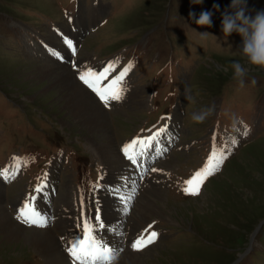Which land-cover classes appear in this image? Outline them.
Returning <instances> with one entry per match:
<instances>
[{
  "label": "rangeland",
  "instance_id": "obj_1",
  "mask_svg": "<svg viewBox=\"0 0 264 264\" xmlns=\"http://www.w3.org/2000/svg\"><path fill=\"white\" fill-rule=\"evenodd\" d=\"M231 4L232 0L199 4L194 0H0V169L11 165L13 157L25 158L20 152L33 151L37 157L26 154L15 179L0 178L2 204L13 218L17 220L18 205L35 194L47 174V194L55 206L51 226L64 248L61 238L66 231L58 219L67 212L65 191L73 192L71 216L76 228L79 193L89 203L85 215L93 217L96 191L99 195L107 187L101 179L103 162L96 143L110 137L118 148L123 139L143 134L142 127L172 125L162 138L169 144L162 149L167 150L160 156L150 153L152 160L144 161L146 174L166 159L173 163L160 178L156 176L167 198L164 213L159 214L162 219L150 217L137 229L138 234L152 224L161 240L135 252L142 254L144 264H264V68L250 64L242 54L238 33L224 37L222 18L225 12L233 13ZM205 11L212 13V27L195 22ZM258 12H264V0H246V15L254 18ZM65 37L74 41L75 55L66 47ZM49 49L63 59L50 55ZM112 55L118 63L109 80L130 62L134 67L125 78L124 98L105 107L78 75L85 69L99 72L109 62L99 63L110 61ZM234 62L247 70L243 87L233 78ZM50 64L69 65L108 111V137L90 133L80 120L66 116L61 101L68 91L39 71V66ZM204 109H211L206 120L194 122L192 114ZM214 135L217 145L230 149L232 155L219 174L211 176L214 180L207 188L202 187V194L182 195L177 189L204 166ZM233 138L239 141L237 146L232 145ZM117 173L107 170L105 182ZM97 184L103 187L96 189ZM150 190V199L160 194ZM134 200L135 196L133 206ZM127 223L119 234L131 230ZM10 241L0 234V264H46L37 249L27 247L24 237Z\"/></svg>",
  "mask_w": 264,
  "mask_h": 264
},
{
  "label": "bare ground",
  "instance_id": "obj_2",
  "mask_svg": "<svg viewBox=\"0 0 264 264\" xmlns=\"http://www.w3.org/2000/svg\"><path fill=\"white\" fill-rule=\"evenodd\" d=\"M119 18L120 16L114 20L116 21ZM105 23L106 21L104 22V24ZM93 32L95 31L93 30ZM90 34L92 33H89L88 37L90 36ZM114 55L110 56L107 59L112 58ZM116 59L117 58L114 57L110 61L112 62V61H115ZM98 60H96V62ZM105 62L106 61H101L99 64H102ZM39 71L41 72L43 78H48V77H51V79L53 78L52 80L54 81L56 86H59L60 88L68 91V93L64 97V100L61 101L62 105L66 109L67 117L70 116L74 120L75 119L80 120L79 122H81L86 128H88V131L90 133L100 132V133L106 134L103 139L108 137L107 133L110 128L108 111L104 108V106L101 105L99 100L97 101V99L86 89V87L82 85L75 78V74L71 70L69 65H65V66L60 65V64L43 65V66H39ZM49 85L50 84L47 82L46 84L47 88H49L48 87ZM66 122L68 123L67 120ZM77 126H79V124ZM28 135L31 137V139H33L31 135V130L28 132ZM101 135H100V138H101ZM108 140H109L108 142L96 143V154L99 155V159L103 162V167H102V172H101L103 174V181L105 182L104 176L107 170H111L113 175L117 173V170H121L123 172H120V173H130L131 174L130 185L131 186L134 185V186L131 188H127V189L125 188L121 189V193L124 196L132 195V199L128 202V212L126 214L123 211L124 205L121 203L118 197L114 196L113 194H109L108 191H105V190H101L99 192V195H98V192L96 191L97 197L95 199V203H97V207L100 209L101 219L105 222L106 226H110L111 228L116 229V231H111V230L104 231L101 233V236L103 237L105 241L108 242L109 246L115 247L117 249H122L119 256L116 258L114 264H144V261L142 260V257H143L142 254L135 252V250L131 247V243L137 238L138 235H140L143 232L144 228L138 234H137V231H138L137 229L140 226L144 225L147 221H149L150 217H153L152 219L154 220L157 218L162 219V217H160L159 214L163 212L162 211L163 205L165 204V201L167 200V198H165V196L162 194L163 190L160 187L162 183L161 181H158L159 179H157L156 176L160 178V174L167 167V165H170L173 163H170L168 159H166L164 162H162L163 163L162 165H159L157 167L161 171H156V172L150 171L147 174L145 172L143 175V179H141L140 178L141 174L138 172V169L135 168V170L133 171L132 170L133 165L128 160H125L123 158V155L121 154V151H119L121 144L125 140L126 141L124 142V144H126L127 142H130L132 139L130 138L123 139L119 143L120 144V146L118 147L119 150L118 148H116L114 142L111 141L110 137H108ZM34 155H36L35 152H34ZM145 159L148 160L147 157ZM143 165H144V162H143ZM100 166L101 164H99V168L101 170ZM188 167L189 169H191V166H188ZM143 168H146V165H144ZM193 169L194 168H192V170ZM191 176L192 175H190V177ZM113 180L114 179H112L111 182H113ZM213 180L214 178L211 177L207 181V183L204 185V190ZM146 181H148V184L144 183ZM150 189L155 190V191H160V194L156 195L153 199H150L149 198L150 193H151ZM262 189H260V191H262ZM48 191H49V188L46 189V192ZM203 192L204 191H202L201 194ZM2 194L3 193L0 188V234H4L7 239L14 241V242L15 240L19 241V239L24 237L26 242L28 243L27 244L25 242L27 244V247L31 248L33 246L35 249H37L41 253V255L45 258L46 264H71L68 254L66 253L63 246L61 245V242L59 238L56 236V233L53 227L50 226L46 229H41V228H36V227L29 228V226L22 224L18 220H15L12 214H10L9 211L7 210L6 206L2 204V198H3ZM72 196H73V192L71 189H68L65 191L64 203H66L67 212L65 215H61L58 219L59 226L63 227L66 231V236H64V239H63V245H65L64 242L67 243L68 240L72 239L74 235L79 232V229L77 227L75 228V222L71 216V210L73 208V201L71 200ZM81 196H83V199H84L83 207L81 206ZM134 196L137 202L135 206L132 205ZM25 199L26 197H24V199L18 205L17 210ZM52 200L53 199L47 195L46 199L42 198L38 201L41 203L39 207L43 211L47 212L48 215L51 217L54 216V207H55L53 206ZM78 200H79V207H78L79 224L82 226L83 224L82 213L85 215V212L87 211V208H88L87 197L85 194L81 192L78 195ZM97 207L95 206V204L92 205V211L94 214L93 217L95 216V210ZM217 208L219 209V206ZM216 211H219V210H216ZM112 212L113 214L111 215ZM130 214H131V220L128 222V217ZM208 214H210V212ZM208 214H205V215H208ZM124 223H127L128 227L131 230L126 231L124 229L119 234L120 232L119 230L120 228H122V225ZM163 237L164 235L162 236V239ZM160 240L161 238H158L157 242L160 243Z\"/></svg>",
  "mask_w": 264,
  "mask_h": 264
},
{
  "label": "snow or ice",
  "instance_id": "obj_3",
  "mask_svg": "<svg viewBox=\"0 0 264 264\" xmlns=\"http://www.w3.org/2000/svg\"><path fill=\"white\" fill-rule=\"evenodd\" d=\"M64 43L70 52L75 55L76 45L70 38L65 37ZM50 55H53L57 59H63V56L54 49H49ZM117 61L109 62L99 72L93 69L80 70L78 78L80 81L89 88L103 103L105 107H110L112 102H120L126 93V76L134 67V64L130 62L127 66L119 72L118 75L112 79H108L110 74L115 71ZM107 81V82H106ZM165 119V117H162ZM155 127V126H154ZM144 131V130H142ZM149 136H137L130 142H127L122 147V152L125 158L138 170L143 169L140 178L143 179L145 172L149 169L143 168V159H152L150 153H155L156 156L163 155L167 149H162V138L168 133L167 126L152 131ZM248 134L247 126L245 125V131L243 135ZM232 145L237 146L239 141L235 138L232 139ZM232 155V151L226 147L218 146L216 143V137L213 136L212 151L209 154L208 159L202 168L195 171L190 178L184 180V187L182 191L185 195L197 196L200 194L202 187L207 179L216 175L222 170L224 162ZM25 158L13 157L12 164L0 169V178L5 181H11L18 175L21 166L25 164ZM150 171H161L156 168H151ZM47 174L45 179L38 183L34 189L35 195L29 194V196L23 201L21 206L17 210L16 219L22 224L29 227H36L46 229L51 226L54 221V217L48 215L43 211L38 204L40 199L47 198ZM103 177H101L102 179ZM122 180H127L123 177ZM103 185H95L96 189L102 188ZM111 194L118 197L121 203L124 205L123 211L125 214L128 212V202L132 199V195L124 196L121 193L119 186H113L110 188ZM83 196H81V206L83 207ZM82 226L77 224L79 232L64 245V250L68 254L71 264H114L116 258L119 256L122 249L109 246L108 242L103 239L101 233L104 231H116V229L106 226L105 222L101 219L100 209L97 207L95 210V217L87 216L82 213ZM152 224H149L144 231L132 241L131 247L134 250L142 251L150 245H153L158 237L159 233L151 230ZM62 240L64 238H61Z\"/></svg>",
  "mask_w": 264,
  "mask_h": 264
},
{
  "label": "clouds",
  "instance_id": "obj_4",
  "mask_svg": "<svg viewBox=\"0 0 264 264\" xmlns=\"http://www.w3.org/2000/svg\"><path fill=\"white\" fill-rule=\"evenodd\" d=\"M194 2L199 4L203 0H194ZM231 8L233 13L225 12L222 18L224 37L238 33L243 40L240 49L242 54L250 64L264 68V12H258L254 18L246 15V0H232ZM192 15L194 16V14ZM195 22L201 27H212V13L202 12ZM207 34V32L202 33V35ZM232 68L234 69L233 78L237 79L240 86L243 87V78L247 75V70L239 62H234ZM188 98L191 99V97ZM210 112L211 109L194 112L191 119L196 123H203Z\"/></svg>",
  "mask_w": 264,
  "mask_h": 264
},
{
  "label": "trees",
  "instance_id": "obj_5",
  "mask_svg": "<svg viewBox=\"0 0 264 264\" xmlns=\"http://www.w3.org/2000/svg\"><path fill=\"white\" fill-rule=\"evenodd\" d=\"M230 162H231V161H230ZM230 162H229V163H230ZM229 163H228V164H229ZM228 164H227V165H228ZM227 165H226V166H227ZM226 166H225V167H226ZM225 167H224V168H225Z\"/></svg>",
  "mask_w": 264,
  "mask_h": 264
}]
</instances>
